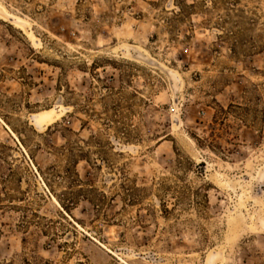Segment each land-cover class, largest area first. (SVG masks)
<instances>
[{
	"label": "rangeland",
	"instance_id": "rangeland-1",
	"mask_svg": "<svg viewBox=\"0 0 264 264\" xmlns=\"http://www.w3.org/2000/svg\"><path fill=\"white\" fill-rule=\"evenodd\" d=\"M0 264H264V0H0Z\"/></svg>",
	"mask_w": 264,
	"mask_h": 264
}]
</instances>
